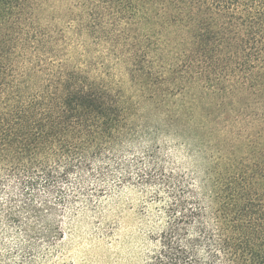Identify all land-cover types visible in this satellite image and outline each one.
Here are the masks:
<instances>
[{"label": "trees", "instance_id": "16d2710c", "mask_svg": "<svg viewBox=\"0 0 264 264\" xmlns=\"http://www.w3.org/2000/svg\"><path fill=\"white\" fill-rule=\"evenodd\" d=\"M125 3L136 28L109 48L133 95L92 75L87 41L72 56L53 40L36 0H0V264H45L39 243L65 235L59 207L88 174L123 170L119 155L147 135L141 101L168 125L232 134L194 177L153 155L138 168L167 198L150 264H264V0Z\"/></svg>", "mask_w": 264, "mask_h": 264}, {"label": "rangeland", "instance_id": "374dc122", "mask_svg": "<svg viewBox=\"0 0 264 264\" xmlns=\"http://www.w3.org/2000/svg\"><path fill=\"white\" fill-rule=\"evenodd\" d=\"M36 3L38 22L50 31L53 40L70 43L69 47L75 48L72 56H79V47L83 49L82 43L87 41L90 53L80 57L88 61L92 75L110 71L112 83L129 95L134 94L135 88L123 75L124 69L109 48L112 42L117 44L123 39L125 27L136 28L125 0H36ZM88 25L92 31L87 37ZM139 99L135 97L134 102ZM162 112L154 109L151 102L141 101L136 123L147 122V135L119 155L126 163L124 171L115 166L101 180L88 174L82 187H75L77 200L59 207L65 235L53 244L39 243V259L45 260V264H150L164 227L167 198L165 191L157 193L156 183L137 175L138 168L143 161H151L153 155L165 169L194 177L211 165L212 155H219L225 144L222 142L229 144L232 137L222 122L207 129L168 125L162 120L165 117ZM181 122L190 119L184 117ZM147 149L150 151L145 152ZM125 172L132 177L123 180ZM19 239L24 240V235ZM15 245L10 240L9 249Z\"/></svg>", "mask_w": 264, "mask_h": 264}]
</instances>
